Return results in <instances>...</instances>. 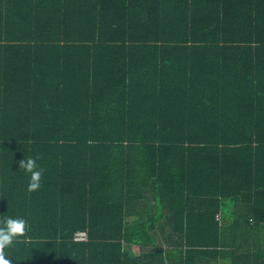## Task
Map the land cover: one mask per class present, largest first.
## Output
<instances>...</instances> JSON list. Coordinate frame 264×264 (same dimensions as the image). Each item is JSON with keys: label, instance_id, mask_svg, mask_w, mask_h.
Instances as JSON below:
<instances>
[{"label": "trees", "instance_id": "16d2710c", "mask_svg": "<svg viewBox=\"0 0 264 264\" xmlns=\"http://www.w3.org/2000/svg\"><path fill=\"white\" fill-rule=\"evenodd\" d=\"M6 216L12 264L264 259V0H0Z\"/></svg>", "mask_w": 264, "mask_h": 264}, {"label": "clouds", "instance_id": "9594fccd", "mask_svg": "<svg viewBox=\"0 0 264 264\" xmlns=\"http://www.w3.org/2000/svg\"><path fill=\"white\" fill-rule=\"evenodd\" d=\"M19 170L29 174L28 191H36L41 187L43 170L32 156H27L19 162ZM30 225L23 217L6 216L0 219V264H12L9 250L17 240L26 235Z\"/></svg>", "mask_w": 264, "mask_h": 264}, {"label": "built area", "instance_id": "2783aa9c", "mask_svg": "<svg viewBox=\"0 0 264 264\" xmlns=\"http://www.w3.org/2000/svg\"><path fill=\"white\" fill-rule=\"evenodd\" d=\"M86 240H87V234L85 232H81L76 235L75 241H86Z\"/></svg>", "mask_w": 264, "mask_h": 264}, {"label": "crops", "instance_id": "0c3cea01", "mask_svg": "<svg viewBox=\"0 0 264 264\" xmlns=\"http://www.w3.org/2000/svg\"><path fill=\"white\" fill-rule=\"evenodd\" d=\"M258 264H264V259H261L260 261L257 262ZM218 264H230L228 261L222 260L218 262ZM236 264V263H234Z\"/></svg>", "mask_w": 264, "mask_h": 264}, {"label": "rangeland", "instance_id": "374dc122", "mask_svg": "<svg viewBox=\"0 0 264 264\" xmlns=\"http://www.w3.org/2000/svg\"><path fill=\"white\" fill-rule=\"evenodd\" d=\"M131 251H132L133 253L138 252V250H136L135 247H131Z\"/></svg>", "mask_w": 264, "mask_h": 264}]
</instances>
